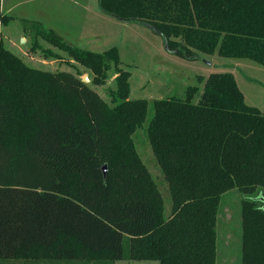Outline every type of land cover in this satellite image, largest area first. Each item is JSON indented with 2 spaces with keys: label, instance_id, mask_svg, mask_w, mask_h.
Masks as SVG:
<instances>
[{
  "label": "trees",
  "instance_id": "1",
  "mask_svg": "<svg viewBox=\"0 0 264 264\" xmlns=\"http://www.w3.org/2000/svg\"><path fill=\"white\" fill-rule=\"evenodd\" d=\"M98 3L106 16L151 28L188 60L203 54L264 68V0ZM27 25L32 51L46 40L88 69L94 85L114 71L115 88L107 102L71 72L30 67L0 30V259L216 264L221 200L237 189L243 264H264V202L255 199L264 197V114L246 103L234 74L198 75L202 90L153 101L146 132L168 185L167 214L133 139L149 102L130 99L118 49L89 51L39 22Z\"/></svg>",
  "mask_w": 264,
  "mask_h": 264
},
{
  "label": "rangeland",
  "instance_id": "2",
  "mask_svg": "<svg viewBox=\"0 0 264 264\" xmlns=\"http://www.w3.org/2000/svg\"><path fill=\"white\" fill-rule=\"evenodd\" d=\"M82 4L88 12L84 11ZM0 16L7 17L5 21L0 19L5 46L27 65L44 71L71 72L82 81L89 79L86 84L107 102L111 101L110 90L115 88L114 71L110 72L103 84L94 85V76L88 69L50 42L38 39L41 48L32 51L33 33L26 27L28 23L39 22L56 31L66 43L93 52L118 49L121 68L131 74L130 99H144L149 102L146 121L133 139L144 163L163 191L167 214L172 209L168 185L146 132L154 115L153 101L173 97L184 99L189 86H200L198 75L207 77L212 73L230 71L234 74L246 103L257 107L264 114L263 67L249 60L223 59L203 54H197L193 60H188L181 55L171 54L158 33L144 24L120 22L104 15L100 11L98 0H0ZM86 19H89V23L81 28L78 22ZM52 54L57 57L51 56ZM200 87L202 90L203 84ZM201 90L195 95L194 103L200 101ZM256 194L257 192L253 193ZM242 198L243 195L237 189L222 197L218 212L216 264H243ZM23 262L46 264L56 261L0 259V264ZM59 262L79 263L77 260ZM116 264L160 263L153 260L124 259L116 261Z\"/></svg>",
  "mask_w": 264,
  "mask_h": 264
},
{
  "label": "water",
  "instance_id": "3",
  "mask_svg": "<svg viewBox=\"0 0 264 264\" xmlns=\"http://www.w3.org/2000/svg\"><path fill=\"white\" fill-rule=\"evenodd\" d=\"M23 41H24V40H23ZM166 48H167V50L169 51L167 45H166ZM83 82H84V83H88V82H89V79H83ZM106 171H107V166H104V172L106 173ZM255 199L264 202V197H263L262 195H258ZM263 207H264V206H263Z\"/></svg>",
  "mask_w": 264,
  "mask_h": 264
},
{
  "label": "crops",
  "instance_id": "4",
  "mask_svg": "<svg viewBox=\"0 0 264 264\" xmlns=\"http://www.w3.org/2000/svg\"><path fill=\"white\" fill-rule=\"evenodd\" d=\"M84 6V11H86V12H88L86 9H85V5H83L82 4V7ZM82 21V20H81ZM79 23V26L81 27V28H83V26L82 25H85V24H87V23H89V19H86V20H84L83 22H78ZM169 53H173V54H176L175 52H173V51H168Z\"/></svg>",
  "mask_w": 264,
  "mask_h": 264
}]
</instances>
